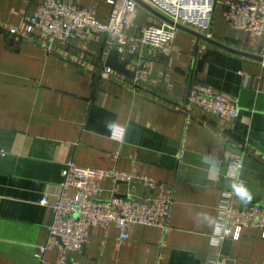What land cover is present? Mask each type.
Returning <instances> with one entry per match:
<instances>
[{
    "label": "crops",
    "instance_id": "obj_1",
    "mask_svg": "<svg viewBox=\"0 0 264 264\" xmlns=\"http://www.w3.org/2000/svg\"><path fill=\"white\" fill-rule=\"evenodd\" d=\"M43 1L0 0V264L59 262L57 247L40 250L51 220L41 200H57L69 161L134 172L173 190L165 228L133 225L122 239L113 224L92 226L82 251L66 253L69 264H206L215 226L201 214L217 221L221 194L232 183L243 182L253 195L244 203L233 192L236 206L264 207V61L176 29L171 54L157 59L148 82L133 91L101 76L108 37L83 32L46 43L27 20ZM60 1L91 9L101 22L114 3ZM223 2L202 34L264 58V37L230 28ZM154 25L166 24L133 2L123 33L137 36ZM125 57L131 69L139 55L118 59ZM193 83L238 103L230 124L179 110ZM113 123L126 129L123 143L113 138ZM227 157L241 159L236 176ZM205 158L216 162L217 176ZM219 256L225 264H264L260 231L232 230Z\"/></svg>",
    "mask_w": 264,
    "mask_h": 264
},
{
    "label": "built area",
    "instance_id": "obj_2",
    "mask_svg": "<svg viewBox=\"0 0 264 264\" xmlns=\"http://www.w3.org/2000/svg\"><path fill=\"white\" fill-rule=\"evenodd\" d=\"M175 23L199 33L208 32L212 25L217 0H142ZM133 0H114L106 22L99 21L94 12L86 7L60 0H44L27 18L46 43L67 41L73 34L89 32L109 38L118 56L127 52L138 53L139 58L130 70L128 78L107 66L101 76L136 91L149 80L154 62L168 57L173 49L175 27L168 24L147 26L137 36L123 33ZM223 18L233 29L244 30L253 38L264 37V0H224ZM179 110L187 115L198 113L215 117L230 124L239 113L240 106L225 94L205 85L193 83ZM234 170L241 166L240 158H226ZM67 173L60 185V193L53 203L46 198L41 204L51 212L47 226V239L40 249L43 252L57 247L62 256L57 264H69L66 253L81 252L87 243L88 229L92 226L115 225L121 238L133 225L166 227V218L173 205L171 186L147 176L118 169L82 167L72 161L66 163ZM73 194L70 195V192ZM217 223L227 232L211 235L210 252L206 264H225L219 256L220 246L231 231L241 228L258 229L264 240V207L233 203V190L221 194L217 207ZM217 241L213 244L212 241ZM40 264H48L41 259Z\"/></svg>",
    "mask_w": 264,
    "mask_h": 264
},
{
    "label": "water",
    "instance_id": "obj_3",
    "mask_svg": "<svg viewBox=\"0 0 264 264\" xmlns=\"http://www.w3.org/2000/svg\"><path fill=\"white\" fill-rule=\"evenodd\" d=\"M133 1L136 2L137 4L141 5L143 8L147 9V11L153 13L155 16H157L159 19H161V21H163L165 24H168L170 26L175 27L178 30L189 33V34L193 35L194 37H196L197 39L204 40V41H206V42H208V43H210V44H212L218 48H221L225 51H228L230 53H234V54H237V55H240L243 57H248V58L259 60V61H264V58H262L260 56L248 54V53L236 50V49L231 48V47H229L223 43L212 40L209 37L197 32V31H195L189 27H186V26L181 25L179 23H175L172 20H170L169 18H167L165 15L161 14L160 12H157L154 8H152L150 5H148L147 3H145L142 0H133ZM129 62H130L129 57H125L124 59L119 61L116 47H112L110 50V53H109V57L107 58V61H106V66L109 67L110 69H112L113 71L132 79L134 77V72L131 71L127 67Z\"/></svg>",
    "mask_w": 264,
    "mask_h": 264
},
{
    "label": "clouds",
    "instance_id": "obj_4",
    "mask_svg": "<svg viewBox=\"0 0 264 264\" xmlns=\"http://www.w3.org/2000/svg\"><path fill=\"white\" fill-rule=\"evenodd\" d=\"M110 131H112L113 138L116 139L117 141L123 143L126 135V129L120 125L117 124H109L108 125ZM205 162L210 165L209 167V173L210 176H217L219 173V167L217 166L215 161H210L207 158H205ZM232 188L234 194L244 203H249L253 199L252 193L249 191V189L245 186L243 182L239 183H232L230 185ZM201 216L207 220L209 225H214L215 226V232L220 233L221 231L227 232L228 229L219 223H217L215 220L211 219L205 214H201ZM213 244H216L217 241L213 240Z\"/></svg>",
    "mask_w": 264,
    "mask_h": 264
}]
</instances>
